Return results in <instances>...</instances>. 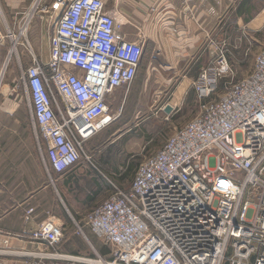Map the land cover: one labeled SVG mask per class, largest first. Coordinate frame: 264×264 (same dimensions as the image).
Returning a JSON list of instances; mask_svg holds the SVG:
<instances>
[{
	"label": "built area",
	"instance_id": "1",
	"mask_svg": "<svg viewBox=\"0 0 264 264\" xmlns=\"http://www.w3.org/2000/svg\"><path fill=\"white\" fill-rule=\"evenodd\" d=\"M43 1L7 32L0 4V56L11 41L7 61L13 53L21 59L17 46H31L35 15L59 11L48 61L31 51L22 80L44 166L64 173L84 157L92 162L85 140L97 128L87 129L137 78L144 42L120 32L105 0ZM232 72L221 46L195 83L199 113L140 163L129 189L117 188L87 214L86 224L111 246L109 255L98 252L75 218L96 256L60 250L64 225L48 217L30 232L36 245L15 251L24 264H264V48L250 73L227 80L224 94L212 98ZM3 81L0 69V95ZM34 210L27 209V219Z\"/></svg>",
	"mask_w": 264,
	"mask_h": 264
},
{
	"label": "rangeland",
	"instance_id": "2",
	"mask_svg": "<svg viewBox=\"0 0 264 264\" xmlns=\"http://www.w3.org/2000/svg\"><path fill=\"white\" fill-rule=\"evenodd\" d=\"M8 1L0 0L3 12L1 28L5 32L8 29L12 31L18 29L25 11L35 0H25V2L23 0L22 5L16 7L14 11L10 10ZM52 1L44 0L42 5L45 3L50 5ZM256 1L247 0L248 3H253L249 7H256ZM42 5L39 10H42ZM53 11L50 8L49 11H41L40 14L35 15L27 35L32 47L28 48L23 43L17 46L16 52H19L21 59L18 58L17 53H13L9 62L7 61V56L12 52V42H7L0 56V69L2 77L4 76L0 95V116L31 117L30 94L24 87L22 74L32 63L33 52L45 62L49 59L50 44L58 18L57 16L53 21L50 17ZM235 14L241 16L240 22ZM222 16L226 19L229 16L231 20L228 19L229 25L224 24V20L216 25V57L220 47L223 46L233 72L230 78L219 81L220 91L216 92L212 98H220L224 94L227 80L236 81L250 73L255 66L257 54L264 48V11L228 12ZM6 61L7 65L4 68ZM149 65H151L150 57L144 56L137 78L130 85L119 88L110 97V112L87 129L92 131L97 128L85 140V148L92 157V162L84 157L74 169L61 175L55 173L53 169L48 171L45 168L47 180L50 184L53 183L52 187L56 186V182L58 185V178L62 182H69L70 196H64L67 206L60 198L56 187L53 188L55 200L51 203V208L60 203L56 208L62 210L65 216L66 223L62 222V224L66 238L69 233H75L69 243L74 239L81 243V247H77L76 252L96 256L94 248L79 232L74 218L83 227L98 252L103 255L111 253V246L86 224L87 214L117 188L129 189L140 163L162 147L177 129L186 125L200 111L197 91L188 93L174 91V89L164 92L154 91L150 81H147L151 73ZM167 104L173 105L170 112L165 110ZM21 126L23 129L19 133L12 131L8 133L7 137L14 141L2 143L4 145L1 151H4L8 157V163H5V166L10 167L9 174H12V178L20 175L27 182L23 197L25 201L33 205L34 193L37 190L36 187L34 188L37 175L27 154L30 148L36 149L42 158V152L33 121L31 124L25 123ZM13 191L12 189L11 192ZM49 215L58 221L50 212Z\"/></svg>",
	"mask_w": 264,
	"mask_h": 264
},
{
	"label": "crops",
	"instance_id": "3",
	"mask_svg": "<svg viewBox=\"0 0 264 264\" xmlns=\"http://www.w3.org/2000/svg\"><path fill=\"white\" fill-rule=\"evenodd\" d=\"M22 2L23 0H9L10 10L14 11ZM105 2L107 9L115 13L116 20L121 24L119 30L127 39L138 40L142 37L144 56H149L151 60V73L147 81H150L154 91L159 92L171 89L184 93L196 91L195 83L201 71L210 67L216 59V25L223 20L224 24H228L231 20L229 16V20L223 17L224 13L264 11V0H257L256 7L252 8L249 6L253 3H248L247 0H188L186 4L164 0ZM235 15L240 22L241 16ZM31 121V117L0 116V264L25 263V256L15 251L36 245L30 238V232L37 228L41 221L50 217L49 212L59 222H65L62 210L56 208L60 203L55 204L54 208H51V203L55 200L53 188L57 187L60 198L67 206L64 196H70L69 182H62L58 178L59 188L57 182L56 186L52 187L53 183L50 184L47 180L43 160L36 149L30 148L27 154L37 175L33 205L24 200L23 191L27 182L23 176L16 175L13 179L12 174H9L10 167L5 166L8 157L1 151L4 145L2 143L13 142L14 139L7 137L8 133H19L23 129L21 125L31 124ZM55 173L61 175L66 172ZM30 206L35 210L27 219L26 213ZM72 235L75 233H69L66 238L64 231V239L59 244L60 250L76 252L77 247H81L80 241L75 239V243H69Z\"/></svg>",
	"mask_w": 264,
	"mask_h": 264
},
{
	"label": "bare ground",
	"instance_id": "4",
	"mask_svg": "<svg viewBox=\"0 0 264 264\" xmlns=\"http://www.w3.org/2000/svg\"><path fill=\"white\" fill-rule=\"evenodd\" d=\"M40 14V12H39ZM59 15V11L57 10H54L52 13H50V17L53 19V21L57 18V16ZM48 26H49V23H48ZM9 62V61H8ZM6 62H5V65H4V68H6ZM4 93V91H3ZM8 93V92H7ZM110 111V110H109Z\"/></svg>",
	"mask_w": 264,
	"mask_h": 264
},
{
	"label": "water",
	"instance_id": "5",
	"mask_svg": "<svg viewBox=\"0 0 264 264\" xmlns=\"http://www.w3.org/2000/svg\"><path fill=\"white\" fill-rule=\"evenodd\" d=\"M173 108V105L172 104H167L166 107H165V110L166 112H170Z\"/></svg>",
	"mask_w": 264,
	"mask_h": 264
}]
</instances>
